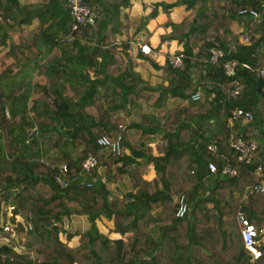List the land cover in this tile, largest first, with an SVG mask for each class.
<instances>
[{"label": "trees", "instance_id": "obj_1", "mask_svg": "<svg viewBox=\"0 0 264 264\" xmlns=\"http://www.w3.org/2000/svg\"><path fill=\"white\" fill-rule=\"evenodd\" d=\"M65 1L49 0L27 9L19 0H0V42H5L11 30L28 24L36 16L42 21L59 17L49 27L60 28L62 35L68 33L72 21ZM83 1L95 12V23L78 27L73 32L75 40L118 31L119 11L131 7V0ZM176 5H185L193 11V16L188 21L174 23L168 9ZM158 6L161 4L153 5L147 19L158 14ZM162 8L167 19L161 26L172 28L167 37L181 44L177 54L183 58L178 67L165 60L163 71L168 83L162 85V90L178 98L189 99L198 92L205 96L176 106L157 123L142 115V129L147 126L152 132L162 133L157 155H150L147 145L139 154L133 148L121 155L98 146L97 138L113 136L109 132L120 119L111 123L106 112L99 109L93 116L85 110L88 104L82 103V97L91 96L94 100L97 89L79 87V96L73 103L50 81L33 89H39L35 103L42 105L41 114L49 121L42 122L36 128L37 134L31 136L32 132L24 125L28 94L24 93L23 100L17 97L21 104L13 101L10 89L1 83L9 77L10 65L0 71V254L13 256L12 261L0 264H248L235 215L242 212L250 223L264 225V193L248 191L264 182V78L259 72L264 66V11L257 20L238 14L245 8L258 9L259 0H177ZM123 15L127 20V14ZM14 16L17 19L11 24ZM240 18L247 20L243 41L238 36H230L232 24ZM42 21L38 28L43 32ZM144 24L141 22V30ZM128 28L126 24L125 30ZM37 39L26 41L21 37L16 45L8 43L9 50L0 55V62L5 64L8 57L23 55L28 48L25 44ZM148 41L146 37L144 42ZM212 47L223 51L214 63L209 61ZM109 49L118 56L116 46ZM232 59L237 67L232 76H227L222 64ZM54 62L56 53L45 64ZM105 62L102 61L103 66ZM41 72L48 76L45 70ZM234 81L241 85L236 96L230 94ZM67 91L75 93L72 88ZM235 108L251 111L253 120L244 124L232 119ZM16 112L21 114L20 119L15 118ZM28 123L32 127L33 123ZM62 127H69L70 132L63 135L59 130ZM251 128L257 130L256 155L250 163H240L227 139L233 131L244 135ZM210 143L218 144L223 159L207 150ZM42 147L47 151H42ZM49 151L56 152L51 157L68 167L66 187L56 181L60 176L59 167L45 159L44 154ZM87 153L96 155L98 166L100 158L106 165L102 175L97 174L98 167L87 175L91 186L81 182L78 176L80 162ZM146 153L149 156L146 164L152 162L156 171V177L150 181L142 177V170L135 163V158ZM209 161L216 164L215 173L209 172ZM226 163L237 169L235 175H222L221 169ZM258 165H261L260 173L256 172ZM125 177L130 182L128 190L120 199L111 198L110 185ZM180 195L188 205L187 214L181 218L175 216ZM5 203L14 206L10 214L2 212ZM75 212L88 217L89 229L64 233L58 221ZM101 217L112 222L108 233L99 231L96 225ZM5 224L15 228L14 236L3 232ZM22 231L31 235L33 244L17 252L16 235ZM110 232L121 237L110 238ZM76 235L78 245H68ZM33 250L42 255L40 262L29 257ZM258 264H264V253Z\"/></svg>", "mask_w": 264, "mask_h": 264}, {"label": "crops", "instance_id": "obj_2", "mask_svg": "<svg viewBox=\"0 0 264 264\" xmlns=\"http://www.w3.org/2000/svg\"><path fill=\"white\" fill-rule=\"evenodd\" d=\"M48 1L19 0L22 5L27 6V9L46 4L45 2ZM176 1L131 0V7L119 11L117 17L121 25L118 31L114 33H96V35L89 38L74 39L71 44L64 41L68 33L62 35L60 28L55 30V28L49 27L51 22L59 19L56 16L46 18V20L43 19V21L36 16L28 24H22L17 30L16 28L11 30L7 34L5 42H0V55L9 50L8 43L16 45L21 37L26 41H31L33 37L38 38L36 42L25 44L28 48L24 49L23 55L19 57L10 56L5 59V64L0 62V71L10 65L9 77L1 81L10 89V98H15L13 101L21 104L17 97L21 96L23 100L24 93L28 94L26 99L28 114L24 125L29 129L28 131L32 132L31 136L37 134L36 128L42 122L47 123L49 121V118L41 114L42 105L35 103V99L40 94L39 89L36 91L33 89L50 81L53 86L58 87L59 93L61 92L60 94L64 98L73 103H76V97L79 96L77 94L79 87L83 90L92 89L93 91V89H97L94 90L97 91V97L93 96L94 100L91 96H86L82 97V103L88 104L85 110L93 116H96L100 109V112L108 114L111 123L116 119H120L118 126H113L109 135H114L119 131L122 132L123 154H128L133 148L137 149L136 153L139 154L143 146L147 145L151 149L150 155H157L156 147L162 143V133L159 131L152 132L146 125V129H142V115L148 116L150 122L157 123L165 119L168 112L176 106L192 101L191 96L188 97L189 99L178 98L171 93L164 94L162 90V85L168 83L166 74L163 71L164 62L166 59L170 61L182 48L177 40H171L167 37L172 28L161 26L167 19L162 5L173 4ZM155 3L161 4L157 9L158 14L154 18L149 17L147 19ZM61 6H63L62 3ZM168 12L171 20L178 24L183 22L188 14L193 15V11L187 10L185 5L173 6L168 9ZM124 13L127 14L128 21L125 19ZM12 19L10 20L11 24L17 17ZM40 21L43 22L42 27L45 28L43 32L38 28ZM141 22H145L142 30ZM152 22L155 25L150 29L148 26ZM126 24H129L128 31L125 30ZM149 30L151 34H148ZM246 30L247 20L240 18L232 24L230 36L233 38L238 36V39L243 41ZM141 35L144 36V40L149 37L148 42L143 41V43H147L152 47V52L148 55H142L139 49L141 43H138V39L141 38ZM112 46L117 47L118 56L115 55L114 50L109 49ZM55 53L56 62L45 64V61ZM102 61H107L105 66H103ZM108 63L110 65L107 67ZM43 70L47 72L48 76L41 72ZM17 88L20 89L19 92H17ZM67 88H72L75 93H69ZM198 93L201 99L203 93ZM35 105L36 108L33 107ZM16 114L15 118L20 119L21 114L19 112H16ZM28 122L33 123L32 127L28 126L30 124ZM229 123L234 124L231 120H229ZM59 130L63 135L70 132L69 127H62ZM41 150L47 151L46 147H42ZM50 153L51 151H49V154L43 152L48 163L56 167L63 164L57 158L51 157L56 152ZM148 153L143 157L135 158V163L142 170V177L150 181L156 177V171L152 162L146 164L149 157ZM100 161L97 174L101 173L102 175L106 170V165L102 163L101 158ZM97 174H95V177L98 176ZM129 184L127 177L116 184H111L110 197L120 199L122 193L128 190ZM96 225L99 231L108 233L109 228L112 227V222L101 217V219L96 220ZM89 227L88 217L81 212H75L62 219L61 229L64 233H81ZM63 235L65 236V234ZM61 237L63 236L61 235ZM109 237L119 238L121 236L110 232ZM78 241L79 236L76 235L68 241V244L76 246Z\"/></svg>", "mask_w": 264, "mask_h": 264}, {"label": "built area", "instance_id": "obj_3", "mask_svg": "<svg viewBox=\"0 0 264 264\" xmlns=\"http://www.w3.org/2000/svg\"><path fill=\"white\" fill-rule=\"evenodd\" d=\"M65 7L69 10L71 17V29L67 34V37L64 41L68 44H71L74 41L73 32L80 27L86 25H93L95 23V12L91 7L84 2L83 0H66ZM126 10V9H125ZM264 11V0H259L258 9H242L238 14L243 15L247 19L257 20L261 15V12ZM245 40V38H244ZM140 51L143 54H150L152 52V47L147 43H141L139 47ZM223 55V51L217 47L210 48V58L211 63L217 62L218 59ZM170 63L174 67L181 66L183 63L182 55L175 54ZM224 74L227 76H232L235 73L237 62L232 60H225L222 64ZM243 66L248 67L247 64ZM260 75L264 78V66L259 70ZM241 89V85L237 82H233L232 89L230 94L236 96ZM193 101L199 100V93H194L191 97ZM232 119L240 121L244 124L250 123L253 120V115L251 111L235 108L231 112ZM257 135V130L252 129L250 133L244 135H238L236 132H231L228 136V145L236 155L237 160L240 163L248 164L250 163L255 155L257 149V141L255 136ZM123 136L121 132L115 133L113 136L102 135L97 138L96 143L98 146L105 148L109 153L114 155H121L123 153L122 147ZM207 150L215 155H218L224 158L219 153V146L217 143H210L207 145ZM59 167L60 176L56 177V181L61 187H66L68 185V180L66 178V173L68 172V167L66 163L61 164ZM98 167V158L93 153H87V155L80 162V169L78 176L81 179V182H85L87 186H91V181L86 179L87 175H90ZM207 168L210 173H215L217 171V166L214 162L209 161ZM256 172H261V165H258ZM222 175L233 176L237 173V169L231 167L229 164H225L221 169ZM104 179V176L101 177ZM248 191H258L264 193V182L261 185H255L248 189ZM14 209V206L11 203H7L3 206L2 212L10 214ZM188 212V205L185 202V199L182 195L177 198V206L175 210L176 217H183ZM235 220L239 226V235L242 242L243 250L246 254L248 264H258V260L263 256L264 253V225L256 226L249 222L247 217L242 213L238 212L235 215ZM14 227L8 224H5L2 227L3 232H9L11 236H14L15 231ZM13 256L5 253L0 254V262L12 261Z\"/></svg>", "mask_w": 264, "mask_h": 264}, {"label": "rangeland", "instance_id": "obj_4", "mask_svg": "<svg viewBox=\"0 0 264 264\" xmlns=\"http://www.w3.org/2000/svg\"><path fill=\"white\" fill-rule=\"evenodd\" d=\"M193 16V15H192ZM191 13L190 14H188L187 16H185V19H184V21H188L191 17ZM162 21V20H161ZM155 24H154V22H152V23H150L149 24V28L151 29L153 26H154ZM157 26H159V25H157ZM155 30V29H154ZM147 33V32H146ZM148 34H151L150 33V30L148 31ZM144 36H145V34H144ZM144 36L143 35H141V38H139L138 39V43H143V41H145L144 40ZM204 96L205 95H201V99H204ZM2 204V203H1ZM5 204H7V203H5ZM62 219L63 218H61V220L60 221H58V226H59V228L61 229L62 228ZM22 221H23V219H22ZM16 238L18 239V244L14 247L15 248V250L17 251V252H21L22 251V249H26V247H29V246H27V244H33V239H32V237H31V235H29V233L28 232H26V231H22V232H20V233H18V235H16ZM69 245V244H68ZM71 246V245H70ZM29 257L32 259V260H34V261H36V262H40V260H41V258H42V255L41 254H39V253H37L35 250H33V251H31L30 252V254H29Z\"/></svg>", "mask_w": 264, "mask_h": 264}]
</instances>
